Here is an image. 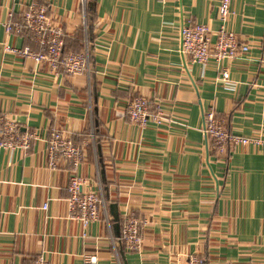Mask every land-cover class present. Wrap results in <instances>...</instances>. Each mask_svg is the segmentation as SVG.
Listing matches in <instances>:
<instances>
[{"label":"crops","instance_id":"1","mask_svg":"<svg viewBox=\"0 0 264 264\" xmlns=\"http://www.w3.org/2000/svg\"><path fill=\"white\" fill-rule=\"evenodd\" d=\"M32 1L0 0V113L39 135L27 151L0 149V264H33L38 254L49 264H83L84 255L97 264H171L191 255L203 264H264V0L232 5L228 28L249 50L204 66L182 55L179 29H218L220 0H45L65 30V50H88L79 76L55 75L12 51L37 50L30 34L2 26L9 11L19 19ZM136 96L168 122L132 124L126 105ZM208 110L230 133L263 145L219 158L202 133ZM51 129L83 146L77 174L102 196L99 220L86 228L69 217V167L47 166ZM129 211L145 221L139 252L120 240Z\"/></svg>","mask_w":264,"mask_h":264},{"label":"built area","instance_id":"2","mask_svg":"<svg viewBox=\"0 0 264 264\" xmlns=\"http://www.w3.org/2000/svg\"><path fill=\"white\" fill-rule=\"evenodd\" d=\"M84 1V0H83ZM238 0H220L217 12L220 26L211 30L209 26L199 23L181 25L179 29L180 52L192 63L206 65L209 61L221 64L225 60H234L238 55L249 50L238 36L228 28V22L233 14L232 5ZM48 2L33 0L25 5L19 19L9 11L7 19L2 23L6 34L28 33L37 45L36 51L12 50L30 57L38 64H44L55 75L79 76L88 71V50L67 52L65 50V30L54 24L48 15ZM212 37H215L212 40ZM9 49V48H6ZM219 80L228 82V69L219 68ZM149 101L142 97L132 98L126 105L129 121L139 127L148 122L161 125L168 118L159 106L149 107ZM202 133L212 143L219 158H224L230 149L236 146L260 147L263 141L256 136H241L230 133L213 110L203 114ZM39 135L35 131H22L19 124L9 115L0 113V149L9 151L20 149L27 151L32 141ZM47 166L57 168L61 163L69 168V178L66 187V204L69 217L75 219L86 228L99 220L103 199L100 193L91 189L90 180L77 174L80 164L85 160L83 146L73 141L71 135L62 129H51L46 139ZM47 204L43 205L46 209ZM145 221L136 217L133 212H127L122 218L120 229L121 244L127 252H139L143 242L142 225ZM85 236V235H83ZM83 264H97L95 256H82ZM33 264H49L45 254H38ZM171 264H203L201 257L191 255L184 261L174 260Z\"/></svg>","mask_w":264,"mask_h":264},{"label":"water","instance_id":"3","mask_svg":"<svg viewBox=\"0 0 264 264\" xmlns=\"http://www.w3.org/2000/svg\"><path fill=\"white\" fill-rule=\"evenodd\" d=\"M113 207H114V205H112ZM111 206V207H112ZM116 207V206H115ZM113 216H114V220H115V222H116V230H117V232H118V227H119V225H118V220H119V217H118V214L117 213H115V214H113Z\"/></svg>","mask_w":264,"mask_h":264},{"label":"trees","instance_id":"4","mask_svg":"<svg viewBox=\"0 0 264 264\" xmlns=\"http://www.w3.org/2000/svg\"><path fill=\"white\" fill-rule=\"evenodd\" d=\"M73 50H75V52H79V51H81V50H79V49L76 50V48L73 49ZM66 51H67V50H66ZM67 52H69V51H67Z\"/></svg>","mask_w":264,"mask_h":264}]
</instances>
